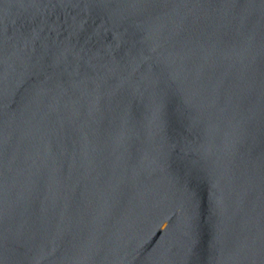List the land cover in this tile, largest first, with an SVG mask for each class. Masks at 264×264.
Masks as SVG:
<instances>
[{
  "label": "water",
  "instance_id": "1",
  "mask_svg": "<svg viewBox=\"0 0 264 264\" xmlns=\"http://www.w3.org/2000/svg\"><path fill=\"white\" fill-rule=\"evenodd\" d=\"M0 264H264V0H0Z\"/></svg>",
  "mask_w": 264,
  "mask_h": 264
}]
</instances>
